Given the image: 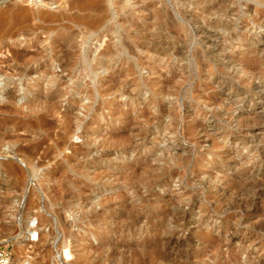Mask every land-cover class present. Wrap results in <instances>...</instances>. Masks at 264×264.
Masks as SVG:
<instances>
[{
  "label": "rangeland",
  "instance_id": "rangeland-1",
  "mask_svg": "<svg viewBox=\"0 0 264 264\" xmlns=\"http://www.w3.org/2000/svg\"><path fill=\"white\" fill-rule=\"evenodd\" d=\"M79 1L0 0V245L264 264V0Z\"/></svg>",
  "mask_w": 264,
  "mask_h": 264
},
{
  "label": "bare ground",
  "instance_id": "bare-ground-1",
  "mask_svg": "<svg viewBox=\"0 0 264 264\" xmlns=\"http://www.w3.org/2000/svg\"><path fill=\"white\" fill-rule=\"evenodd\" d=\"M77 5H79V6H81V7H84V8H87V7H91L92 6V3H90L89 1H79L78 2V4ZM95 5V4H94ZM76 6V5H75ZM74 7V6H73ZM23 15V14H22ZM25 22H27V20H25ZM25 55V54H24ZM24 61V60H23ZM32 73V72H31ZM14 108V107H13ZM195 126V125H194ZM197 128H198V126H197ZM201 127H199V129H200ZM194 129V128H193ZM196 129V128H195ZM202 129V128H201ZM194 132V131H193ZM198 132V131H197ZM22 148V147H21ZM4 156V155H3ZM7 165L11 168V169H15L16 168V166H15V164H13V163H7ZM146 165V164H145ZM4 166H6V165H4ZM5 168V167H4ZM8 169V168H7ZM16 171H18V169H16ZM9 172V171H8ZM13 172V171H12ZM10 173V172H9ZM18 173V172H17ZM11 174V176H12V174L13 173H10ZM15 175V174H14ZM32 175V174H31ZM18 177V176H17ZM20 177H22V176H20ZM32 177V176H31ZM22 179V178H21ZM261 186V185H260ZM16 192V191H15ZM241 199V198H240ZM79 206V205H78ZM247 206V205H246ZM80 207V206H79ZM81 208V207H80ZM82 208H84V207H82ZM79 210V209H78ZM82 211H83V209H82ZM95 225V224H94ZM93 225V226H94ZM29 226V225H28ZM28 228V227H27ZM29 229V228H28ZM21 234H23V232L21 231L20 232V234L18 235V236H16L15 238H12V239H7L5 242L7 243V242H9V241H14V239H18L19 240V238H20V235ZM17 242V241H16ZM6 243H5V245H6ZM20 242L18 241L17 242V244H19ZM65 245V244H64ZM69 245V244H68ZM19 247H21V246H19ZM22 248V247H21ZM65 248V247H64ZM22 250V249H21ZM164 251V250H163ZM19 253V251H17V254ZM63 255H65V257L68 259L69 257H70V254H69V250L68 249H66L65 251H63ZM11 264H18V263H16V261H14V260H11Z\"/></svg>",
  "mask_w": 264,
  "mask_h": 264
},
{
  "label": "built area",
  "instance_id": "built-area-1",
  "mask_svg": "<svg viewBox=\"0 0 264 264\" xmlns=\"http://www.w3.org/2000/svg\"><path fill=\"white\" fill-rule=\"evenodd\" d=\"M12 253L8 245H0V264H11Z\"/></svg>",
  "mask_w": 264,
  "mask_h": 264
}]
</instances>
